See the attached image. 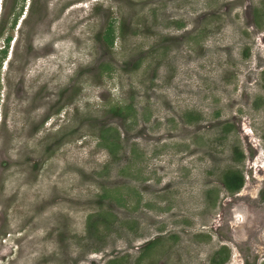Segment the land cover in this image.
<instances>
[{"label": "rangeland", "instance_id": "374dc122", "mask_svg": "<svg viewBox=\"0 0 264 264\" xmlns=\"http://www.w3.org/2000/svg\"><path fill=\"white\" fill-rule=\"evenodd\" d=\"M2 19L0 264H264V0H0Z\"/></svg>", "mask_w": 264, "mask_h": 264}, {"label": "trees", "instance_id": "16d2710c", "mask_svg": "<svg viewBox=\"0 0 264 264\" xmlns=\"http://www.w3.org/2000/svg\"><path fill=\"white\" fill-rule=\"evenodd\" d=\"M18 15H19L18 13L13 14V18H12L11 25H10L11 28L14 27L16 20L18 18ZM5 28H6L5 27V21H4V19H2L0 22V33L4 32ZM104 37H105V41L108 45H110V46L113 45L114 34H113V28L111 27V25L109 26L106 33L104 34ZM10 38H11V36H7L5 38V45L1 49L3 56L5 55V53L7 51V45L9 43ZM122 109H123V107L117 105V106H114L111 108V112L114 115L118 116V115H121ZM109 143H110L109 146H112V147H114V145L116 144V142H114V140L109 142ZM233 152L236 154L237 158L241 157V155H242L241 151H239L238 148H235L233 150ZM111 153L112 154L114 153V150L112 148H111ZM223 173H224V175H222L223 183L228 190L236 191L242 187L243 182H244V178H243L242 173L239 170L234 169V168H229L228 170H226ZM157 240H158L157 238H154L153 240H150L144 244V247H143V249H144L143 254L144 255H145L146 251L154 248V245L157 242ZM225 249L226 248H223L222 250H220L224 254L223 258H221V260H217L216 258L212 259L213 264H219L220 262H222L223 260L225 261L229 257V251L227 249L226 250ZM143 256H141V258H143Z\"/></svg>", "mask_w": 264, "mask_h": 264}]
</instances>
